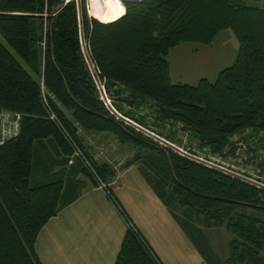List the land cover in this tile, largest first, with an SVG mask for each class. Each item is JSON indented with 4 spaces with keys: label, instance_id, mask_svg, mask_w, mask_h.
Instances as JSON below:
<instances>
[{
    "label": "trees",
    "instance_id": "1",
    "mask_svg": "<svg viewBox=\"0 0 264 264\" xmlns=\"http://www.w3.org/2000/svg\"><path fill=\"white\" fill-rule=\"evenodd\" d=\"M120 5L117 19L102 22L85 0L79 9L76 0H0L10 49L0 41V113L18 123L0 141V264H40L39 230L86 181L103 185L126 218L114 264H161L113 195L114 166L87 151L83 134L91 132L133 153L122 167L138 165L207 264H264V188L154 137L168 141V125L180 128L205 159L236 157L233 139L246 130L264 137V8L246 0ZM222 29L237 39L232 65L214 81L171 82L170 48L209 46ZM87 60L121 117L104 104ZM255 175L264 180V168ZM200 226L231 233L223 262Z\"/></svg>",
    "mask_w": 264,
    "mask_h": 264
},
{
    "label": "crops",
    "instance_id": "2",
    "mask_svg": "<svg viewBox=\"0 0 264 264\" xmlns=\"http://www.w3.org/2000/svg\"><path fill=\"white\" fill-rule=\"evenodd\" d=\"M84 137L87 151L95 159L109 162L106 156L110 152L101 156ZM114 166L113 195L161 264H207L186 230L145 181L138 165ZM85 185L77 198L39 230L35 252L40 264H114L127 228L126 218L101 186L88 181Z\"/></svg>",
    "mask_w": 264,
    "mask_h": 264
},
{
    "label": "rangeland",
    "instance_id": "3",
    "mask_svg": "<svg viewBox=\"0 0 264 264\" xmlns=\"http://www.w3.org/2000/svg\"><path fill=\"white\" fill-rule=\"evenodd\" d=\"M91 1L92 0H85V8H87L88 15L94 18V16L90 14ZM246 1H248V4L250 5L252 4L264 8V0ZM120 2L122 3V0H119V3ZM0 41L9 49V46L6 45V42L1 35ZM237 50V39L235 35H233L231 29L219 30L209 46L195 42L180 43L175 47L170 48L166 57L169 64L171 81H173L174 84L180 82L193 85L197 84L201 77L206 78L209 81H214L217 74L223 68L231 66L235 61ZM0 115V123L6 128L5 131L8 133L14 131L13 127L15 122L11 116L8 114L4 115V112ZM150 120L151 118L149 121ZM169 132L172 135V139L169 138L167 141L165 138H161L166 144H170V146L176 150L182 149L189 151V149H191L197 153L199 158H204V150L201 151L199 147L196 146V141L193 137L187 136L180 128L178 129L175 126L171 127L168 125V129L165 130V133L169 134ZM92 134L98 135L99 133H86L84 137L85 141H90L88 143L91 146L95 145V150L99 151L101 156L110 152V155L112 156L107 155L106 158L111 164H116L118 168H120L126 159L133 154L126 146H121L117 140L108 133H102V135L98 136H93ZM161 139L157 140L164 144L165 142ZM235 140L240 147L236 153V157L221 158V160L229 167L236 166V169H238H235L236 173L238 172L241 175L251 177L256 170L264 168V137H262L261 133L258 131L246 130L245 132L240 133V135H236L233 141ZM224 164L220 163L223 167ZM260 181L264 182L262 179ZM200 228L203 229L207 238V243L210 246L212 253L220 259V263L227 259L229 253V240L232 238L231 233L227 232L223 226L206 229L200 226Z\"/></svg>",
    "mask_w": 264,
    "mask_h": 264
},
{
    "label": "built area",
    "instance_id": "4",
    "mask_svg": "<svg viewBox=\"0 0 264 264\" xmlns=\"http://www.w3.org/2000/svg\"><path fill=\"white\" fill-rule=\"evenodd\" d=\"M91 70H92V67H91ZM93 74H94V70H92L91 71ZM96 75V74H95ZM94 81H95V79H94ZM95 84L97 85V87H98V89H99V93H100V96H101V98H102V100H103V102H104V104L107 106V107H109L110 108V110H111V112H113L114 114H116L118 117H121L115 110H114V108L110 105V99L108 98V96H106V94H105V91H104V88H103V85H101V83L98 81V79L95 81ZM101 85V86H100ZM1 114V113H0ZM7 113H4V115H6ZM9 115V114H8ZM1 116V115H0ZM11 116V118L14 120V122H15V124H14V131L16 130V128H17V125H18V123L16 122V119H17V115H15V117H12V115H10ZM9 116V117H10ZM4 125H2L1 123H0V141L1 140H3V138L4 137H6V136H9V135H11V134H13L14 133V131H12V132H10V133H8V132H6L5 131V127H3ZM137 127V126H136ZM179 151H182V149H180ZM199 160L200 161H202V162H205L207 165H209V166H212V167H217V168H219V169H221V170H223V171H227V172H229V173H232V174H234V175H239L240 177H244L243 175H241V174H239L238 172L236 173V170H238V169H236V167H233V166H231V167H229L225 162H223L222 160H221V157H218L217 155H214V156H209L208 158H199ZM220 163H225L224 164V167H223V165L221 166L220 165ZM226 165V166H225ZM228 166V167H227ZM236 169V170H235ZM252 177V178H251ZM251 177H245V179H249L251 182H253L254 184H256L257 186H262L263 188H264V182H261L260 180V178L259 177H257V175H255V173H253L252 175H251ZM262 181H264V180H262ZM101 187L103 188V185H101Z\"/></svg>",
    "mask_w": 264,
    "mask_h": 264
},
{
    "label": "bare ground",
    "instance_id": "5",
    "mask_svg": "<svg viewBox=\"0 0 264 264\" xmlns=\"http://www.w3.org/2000/svg\"><path fill=\"white\" fill-rule=\"evenodd\" d=\"M120 10L119 0H92L90 5V14L102 22L116 19Z\"/></svg>",
    "mask_w": 264,
    "mask_h": 264
},
{
    "label": "water",
    "instance_id": "6",
    "mask_svg": "<svg viewBox=\"0 0 264 264\" xmlns=\"http://www.w3.org/2000/svg\"><path fill=\"white\" fill-rule=\"evenodd\" d=\"M76 2H77V8L79 9V6H80V0H76ZM89 60H87V62H88ZM89 63V62H88ZM90 64V63H89ZM89 66H91L92 67V64H90ZM93 74V73H92ZM93 76H94V79H95V81L97 80V77H96V75L95 74H93ZM149 132V131H148ZM151 134V133H150ZM152 135V134H151ZM154 137H156V136H154ZM157 139H161V138H159V137H156ZM162 140V139H161ZM163 142H165L164 140H162ZM166 143V142H165Z\"/></svg>",
    "mask_w": 264,
    "mask_h": 264
}]
</instances>
